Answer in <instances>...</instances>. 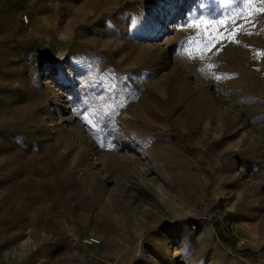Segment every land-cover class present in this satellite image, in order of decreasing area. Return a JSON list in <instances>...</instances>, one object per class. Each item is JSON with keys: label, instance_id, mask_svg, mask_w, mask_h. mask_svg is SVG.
<instances>
[{"label": "rangeland", "instance_id": "obj_1", "mask_svg": "<svg viewBox=\"0 0 264 264\" xmlns=\"http://www.w3.org/2000/svg\"><path fill=\"white\" fill-rule=\"evenodd\" d=\"M0 6L1 262L264 264V0Z\"/></svg>", "mask_w": 264, "mask_h": 264}, {"label": "built area", "instance_id": "obj_2", "mask_svg": "<svg viewBox=\"0 0 264 264\" xmlns=\"http://www.w3.org/2000/svg\"><path fill=\"white\" fill-rule=\"evenodd\" d=\"M49 3V2H48ZM30 16L29 15H23L21 18V21L23 24L27 25L29 24ZM197 215L207 221H211L214 219V221L217 222L219 230L222 232H229L230 230H233L234 223L232 221H228L223 219L218 213L217 210L214 209V206L211 204H203L197 209ZM87 244H98L99 240L97 238L90 237L86 240Z\"/></svg>", "mask_w": 264, "mask_h": 264}, {"label": "crops", "instance_id": "obj_3", "mask_svg": "<svg viewBox=\"0 0 264 264\" xmlns=\"http://www.w3.org/2000/svg\"><path fill=\"white\" fill-rule=\"evenodd\" d=\"M36 4V5H35ZM34 6H33V10L35 13H37L38 15H42V11H44L43 7V3L42 2H35ZM1 8V6H0ZM15 7L9 6V7H5L4 10L0 13V19L5 17V18H11L12 14H13V9ZM35 8V9H34ZM12 20V18H11ZM0 264H4L3 262L0 261Z\"/></svg>", "mask_w": 264, "mask_h": 264}, {"label": "snow or ice", "instance_id": "obj_4", "mask_svg": "<svg viewBox=\"0 0 264 264\" xmlns=\"http://www.w3.org/2000/svg\"><path fill=\"white\" fill-rule=\"evenodd\" d=\"M221 23H223V21H221ZM212 39H215V37H213ZM209 43H211V40L209 41Z\"/></svg>", "mask_w": 264, "mask_h": 264}]
</instances>
